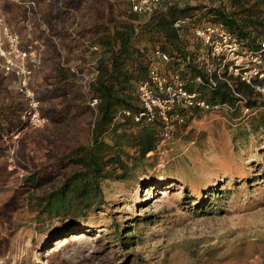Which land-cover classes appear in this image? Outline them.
Here are the masks:
<instances>
[{
    "label": "rangeland",
    "instance_id": "1",
    "mask_svg": "<svg viewBox=\"0 0 264 264\" xmlns=\"http://www.w3.org/2000/svg\"><path fill=\"white\" fill-rule=\"evenodd\" d=\"M26 1L0 0L3 20L23 37L43 38L41 1L30 0L34 7ZM176 1L181 6L219 3ZM65 42L58 44L63 58ZM48 45L30 85L46 121L26 127L22 115L24 129L2 137L0 264H264V129L251 120L254 110L245 112L238 101V115L231 114L234 108L186 110L183 121L147 154L152 167L101 183L105 204L85 224L35 222L29 192L21 186L27 171L16 149L25 136L27 154L45 161L42 132L50 121L42 112L40 93L47 89L52 64ZM87 55L80 70L94 61V52ZM0 73L7 89L21 96L13 78L4 76L1 67ZM124 225L128 228L121 229ZM124 234L132 235L133 242L121 244Z\"/></svg>",
    "mask_w": 264,
    "mask_h": 264
},
{
    "label": "trees",
    "instance_id": "2",
    "mask_svg": "<svg viewBox=\"0 0 264 264\" xmlns=\"http://www.w3.org/2000/svg\"><path fill=\"white\" fill-rule=\"evenodd\" d=\"M40 1L39 13L48 32L40 29L39 34L51 47L52 62L45 79L47 89L40 93L42 112L50 121L42 132L47 147L45 161L36 162L27 154L25 136L18 140L16 149V157L27 171L21 186L29 192L28 204L39 226L47 220H66L71 226L85 224L89 215L105 204L104 180H125L133 171L144 172L153 166L146 162L147 154L162 140V123L137 122L124 114L117 117L122 110H139L137 84L147 76L151 51L169 54L172 59L167 72L178 69L182 78L188 77L186 89L196 90L209 104L227 102L234 107L231 114L238 115L239 96L234 93L243 96L245 105L254 110L251 120L264 129V107L258 108L264 106V100L250 86L236 78H232L234 91L222 81L215 89L195 86L191 79L200 74L206 80L205 74L196 64L184 65L188 55L191 61L197 57L199 42L191 27L200 21L221 22L249 48L256 47L264 37V0H219L211 6H181L176 0H161L150 14L132 11L131 0ZM186 19L174 26L177 20ZM51 36L66 41L63 60ZM90 52L95 55L97 74L84 91L69 66L81 67L82 57H89ZM187 68L189 76L184 71ZM0 97L1 168L6 150L2 137L24 129L26 103L7 89L1 73ZM91 98L98 99L94 108L88 104ZM188 109L180 112L185 114ZM133 239L124 234L120 243L126 245Z\"/></svg>",
    "mask_w": 264,
    "mask_h": 264
},
{
    "label": "built area",
    "instance_id": "3",
    "mask_svg": "<svg viewBox=\"0 0 264 264\" xmlns=\"http://www.w3.org/2000/svg\"><path fill=\"white\" fill-rule=\"evenodd\" d=\"M161 0H131L132 11L139 14H150ZM28 7H34V1L27 0ZM186 20H177L174 24L179 27ZM42 27L47 32L48 28L42 22ZM191 34L198 40L199 49L197 57L191 61L188 55L184 65L189 63L196 66L205 74L206 80L200 74L191 79L195 86L204 85L215 89L220 81L225 82L233 90V80L236 78L250 86L264 100V37L257 42V46L249 48L246 41L234 33L221 22L200 21L191 27ZM52 41L59 49L58 38L52 37ZM45 50L43 38L31 37L30 34L23 37L21 33L12 29L3 20L0 7V67L6 77L13 78L17 92L24 97L26 108L23 118L27 125L37 127L44 124L46 118L39 110V100L34 96L31 80L34 71L41 65L42 55ZM62 60L63 51L59 49ZM149 69L145 79L137 84V96L140 108L135 113L130 110H122L120 115H131L134 121L159 120L163 125L162 140L166 139L172 131L175 123L183 121L181 109L198 108L201 110L225 109L232 110L234 107L227 102L209 104L199 96L196 90L189 91L185 87V81L178 69L166 71V65L172 57L161 50L149 53ZM75 73L77 80L83 89L87 90L89 83L95 78L97 70L95 61H91L80 70L74 65L69 66ZM189 76V69H184ZM234 93V92H233ZM239 96L237 100L244 107L245 112L253 111L245 105L246 99ZM98 103L97 98L88 101L90 107L94 108ZM237 104V103H236ZM161 140V141H162Z\"/></svg>",
    "mask_w": 264,
    "mask_h": 264
},
{
    "label": "bare ground",
    "instance_id": "4",
    "mask_svg": "<svg viewBox=\"0 0 264 264\" xmlns=\"http://www.w3.org/2000/svg\"><path fill=\"white\" fill-rule=\"evenodd\" d=\"M74 235V237H78V234H73ZM64 238V237H63ZM63 238H61V239H63Z\"/></svg>",
    "mask_w": 264,
    "mask_h": 264
}]
</instances>
